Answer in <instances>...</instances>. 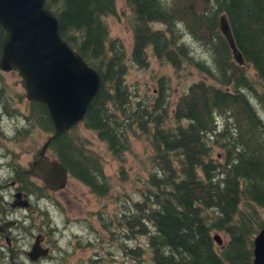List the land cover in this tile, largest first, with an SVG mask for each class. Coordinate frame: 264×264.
<instances>
[{
    "label": "trees",
    "instance_id": "trees-1",
    "mask_svg": "<svg viewBox=\"0 0 264 264\" xmlns=\"http://www.w3.org/2000/svg\"><path fill=\"white\" fill-rule=\"evenodd\" d=\"M45 5L56 15L61 37L101 76L83 122L53 138L49 151L70 178L100 198L112 185L103 158L79 126L105 142L122 166L132 136H143L150 146L142 199L119 210L117 219L125 225L127 257L146 259L143 240L128 244L144 236L148 264H253V239L264 225V0H125L134 65L147 68L150 54L176 72L203 75L182 88L171 113L165 75L158 78L156 94L138 99L130 92L124 44L106 22L117 13L116 0ZM222 14L244 65L234 61L220 31ZM27 119L52 132L42 103H29ZM213 230L225 235L223 246H217Z\"/></svg>",
    "mask_w": 264,
    "mask_h": 264
},
{
    "label": "rangeland",
    "instance_id": "rangeland-1",
    "mask_svg": "<svg viewBox=\"0 0 264 264\" xmlns=\"http://www.w3.org/2000/svg\"><path fill=\"white\" fill-rule=\"evenodd\" d=\"M116 11V14L106 17V22L111 36L118 37L124 44L128 65L126 81L130 92L137 93L138 99L141 96L147 98L156 94L158 78L165 75L170 79L169 94L172 106L169 112L171 113L182 88L194 80L203 78V75L194 69L189 74L186 69L176 72L169 64L160 63L150 54L149 66L139 69L130 60L133 43L132 14L126 7L125 0H116ZM192 44L196 56L202 58L204 52L201 47L194 41ZM250 72L252 73V70ZM0 75L15 99L13 103L15 108L25 112L28 104L17 70L0 71ZM261 114L264 118V111L261 110ZM13 125L12 121L4 119L1 129L7 135H11ZM78 133L88 138L91 149L103 158L104 172L109 177L112 187L107 196L98 198L81 182L69 177L65 188L58 192H47L44 202L40 205L45 208V219L49 223L48 226L53 229L50 233L52 252L49 259L38 264H148L149 252L144 236L128 244L133 247L140 239L143 240L145 248L143 257L145 256L146 259L138 261L127 257L122 248L125 243L123 241V236L126 234L125 225L117 220L121 218L119 210L126 212L135 201L142 199L141 183L150 167V146L147 140L143 136L131 137V149L126 153V161L122 166L111 156L106 143L99 140L94 132L79 126ZM49 134L41 128H33L26 140L8 142L6 147H14L16 153L21 151L18 162L26 165L31 159V154L25 151L31 150L34 153ZM3 169L5 170L2 173L8 172L5 167ZM34 201L33 199L32 202ZM212 235H218L220 238V243L216 242L217 246L225 244L226 237L223 232L213 230Z\"/></svg>",
    "mask_w": 264,
    "mask_h": 264
},
{
    "label": "water",
    "instance_id": "water-1",
    "mask_svg": "<svg viewBox=\"0 0 264 264\" xmlns=\"http://www.w3.org/2000/svg\"><path fill=\"white\" fill-rule=\"evenodd\" d=\"M219 28L234 61L244 65L224 14ZM0 30V70L18 71L26 99L42 103L52 123L40 157L27 172L43 180L49 190H61L69 174L58 160L46 155V149L53 138L83 122L101 76L61 37L58 19L45 0H0ZM213 237L220 243L218 235ZM47 252L36 241L30 256L34 259ZM253 264H264V225L253 239Z\"/></svg>",
    "mask_w": 264,
    "mask_h": 264
},
{
    "label": "flooded vegetation",
    "instance_id": "flooded-vegetation-1",
    "mask_svg": "<svg viewBox=\"0 0 264 264\" xmlns=\"http://www.w3.org/2000/svg\"><path fill=\"white\" fill-rule=\"evenodd\" d=\"M20 83L22 85L21 80ZM24 97L26 99L25 91ZM14 100L8 90L7 83L4 79H1L0 166L2 169H0V264H26L27 262L38 264L51 257L52 244L50 240L52 235L50 233L53 232V229L48 226L49 223L45 219L46 210L40 204L44 202L47 192L53 193L60 190H49L43 180L27 172L33 162L40 157L41 146L44 142L34 153L31 150L25 151V153L31 154V159L26 165L18 162V159L21 157V151L16 153L14 147H6V143L8 142L14 143L22 142L23 139L26 140L31 130L37 128V126H30V122L27 119L29 103L32 101L26 99L28 106L25 112H21L13 105ZM4 119L14 123L11 135H7L1 129L2 120ZM46 155L51 160H57L48 147ZM3 167L8 172L2 173L5 170ZM33 199L35 200L34 202H32ZM36 241H38L40 248L48 249V252L33 259L30 256V252Z\"/></svg>",
    "mask_w": 264,
    "mask_h": 264
}]
</instances>
